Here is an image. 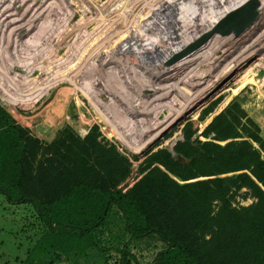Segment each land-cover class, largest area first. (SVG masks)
Here are the masks:
<instances>
[{
    "label": "trees",
    "instance_id": "1",
    "mask_svg": "<svg viewBox=\"0 0 264 264\" xmlns=\"http://www.w3.org/2000/svg\"><path fill=\"white\" fill-rule=\"evenodd\" d=\"M237 121L229 109L208 128L215 141L179 142L182 159L166 149L151 154L147 173L130 185L129 159L94 130L84 139L62 131L46 144L0 105V194L58 225L44 239L56 251L76 249L79 229L115 207L133 236L156 234L169 246L159 264H264V146L257 126V135H244ZM243 189L256 202L236 205Z\"/></svg>",
    "mask_w": 264,
    "mask_h": 264
},
{
    "label": "rangeland",
    "instance_id": "2",
    "mask_svg": "<svg viewBox=\"0 0 264 264\" xmlns=\"http://www.w3.org/2000/svg\"><path fill=\"white\" fill-rule=\"evenodd\" d=\"M165 1L68 0V4L65 7V20L61 19L58 25L51 27L48 31V44H44L41 48V53L39 50V55L44 53V58L35 62L36 67L50 69L54 75L62 76L61 80H57L51 84L44 91L40 99L32 105L12 104L7 100L9 98L5 93L3 95L0 93V105L16 118L17 122L27 129L31 136L38 138L46 144L54 142L59 132L62 131L67 134H73L76 138L84 139L94 130L98 138L109 144H113L123 156L129 159L132 173L128 183L132 185L144 173H147L149 156L164 150L165 147L180 135H184L194 145H198V142L215 141L212 136L206 135L208 128L217 116L229 109L238 118L237 125H235L236 128L238 127V132L244 135H257L255 128L257 126L260 130L259 136L261 138V144L264 146V87L256 78H254L252 83L244 86L238 83L237 79L240 80L242 78L243 69L241 72L235 73V75L227 79L222 85L223 89L204 105L187 113L175 125L163 131L153 142L143 149H140L138 146H135L137 147L135 149L130 148V145L128 146L124 143L123 138L119 136L117 130H113V127L109 126V123L105 120L99 108V94L101 92L99 93V83L97 82L101 78L110 80L114 87H116L111 88V93H114L116 97L115 93L119 92L121 88H119L120 84L122 85L123 83V87L126 86L129 91L132 89L127 86L130 85L127 82H130L124 78L126 74L136 69L145 70L144 68H147V66L153 67L154 64L158 63L159 56L152 58L150 54H147L146 59L142 58L144 46L137 40L135 30H139V25L143 26L147 19V21H156V25L160 26L161 16L155 14L149 15L147 12L152 11L155 8L153 5L156 3L157 5L160 4V6L164 4L165 7ZM6 2L7 0H1V13L4 11ZM140 4L142 7L134 10ZM129 17L134 18V21ZM123 27L124 29L122 30ZM132 27H134L133 30ZM174 27L176 30L169 29L166 33L160 29L161 31L159 30V32L157 30L151 32L145 31L143 34H146V36L149 35L153 39H159L158 42L161 43L162 41V45H166L168 42H174L173 40L179 42L176 40L178 27ZM114 28L116 29L114 30ZM111 29L114 31H110ZM126 29L129 30V33L126 32ZM171 30L173 33L170 32ZM246 30L245 28L244 31ZM130 31L133 32L131 33ZM200 33L201 31L198 32V34ZM241 33V31L234 33L232 30V38L229 37L230 41L227 39L229 43H225V40L216 52V54L221 52L224 54H221L222 57L218 62L213 63L212 60H208L205 61V65L204 63L200 64V71L203 70L202 73L207 78H211L212 75L210 74L214 70L215 73L216 71L222 73L224 69L228 71V65L231 59L238 58L239 56L242 57L245 51H248L250 54L254 51L250 47L255 48L257 46V49L261 48L264 51V44L253 43L255 42L253 39L257 38L258 34L256 36L254 35L253 39H250L253 35L251 34L246 44L243 43L242 39L241 42L235 43V35L238 37ZM139 34L142 35L141 33ZM203 34L204 32L199 36ZM114 36L118 37L115 38ZM106 38L108 39L106 40ZM116 40L120 42L118 41L119 43H117ZM185 42L183 41L182 44H186ZM107 43L110 44L108 45ZM134 48L140 51L132 50ZM142 50L143 53L141 54ZM229 52L230 54H228ZM257 56H259V53H257ZM12 61L14 60L12 59ZM164 61L161 60V63ZM220 67L222 70H220ZM3 68L6 69L5 63L0 58V73H3ZM118 68L120 69L119 74L117 71ZM209 70L210 74L207 75ZM179 74L178 76L166 74L158 79L154 75V72H151L149 77L144 75V77L146 76L144 82L146 85V79H149L148 83L153 86H158L162 89L160 92L165 93L167 89L170 90V87L175 86L177 77H181ZM172 77L173 79H171ZM206 77L205 79H207ZM189 87H187L188 90L191 89ZM204 87H207L206 84L196 88L201 89ZM196 88L191 91H197ZM188 90L186 92L190 93ZM235 90L237 92H234ZM23 91L27 94L30 92V88L24 89L23 87ZM86 91L93 92L94 97H89ZM118 94L122 93L119 92ZM175 94L169 92L167 95L172 99L173 97L176 98ZM128 95L129 93L121 95L123 101L120 98L115 99L117 100L116 103L120 106L118 108L130 111V104H127V101L130 100L127 98ZM147 95H144L145 97L141 96V98L143 97L146 101L148 100ZM158 95L153 94L151 98H155ZM185 95H180L178 98L184 101V98H186ZM106 96L107 93L103 98ZM105 101L109 103V100L105 99ZM46 109H54L56 112H53L59 116V122L55 124L54 128L46 132V135H42V132L39 133L33 124L27 126L24 120L25 117L32 116L38 111ZM133 116L134 114L130 117ZM129 128L134 129V127ZM132 134H136V131H132ZM243 139L248 140L250 138ZM227 142L218 143L224 145ZM253 144L260 148L257 142H253ZM261 150L264 155V148ZM173 155L176 158L182 159L175 152ZM186 161L184 159V162ZM155 166H158V164ZM240 173L242 172L230 173L222 177L238 175ZM203 179L200 178V180ZM245 192L247 190L243 189L234 195L233 202L236 205L249 206L256 202L255 198L251 197V195L245 196ZM53 229L60 230L57 224H52L49 219L42 216L31 203H10L4 194H0V264H159L160 255L169 248L156 234L142 238L133 236L129 231L128 220L115 207L112 208L105 220L96 227L79 229L76 239L80 243H77L78 247L72 251H56L45 243L44 239L46 235ZM66 230L67 232L71 231L68 228Z\"/></svg>",
    "mask_w": 264,
    "mask_h": 264
},
{
    "label": "bare ground",
    "instance_id": "3",
    "mask_svg": "<svg viewBox=\"0 0 264 264\" xmlns=\"http://www.w3.org/2000/svg\"><path fill=\"white\" fill-rule=\"evenodd\" d=\"M180 1L181 0H166L165 7H167L169 10L172 8L175 11V8L183 7L181 4L182 2ZM198 1L201 2L200 3L201 8H204L203 4L208 5L206 3L208 2L207 0H198ZM213 1L218 2L219 0H213ZM250 1L251 0H230V4L228 8H231L230 10L235 11L239 9L242 5H245ZM260 1H262V5H263L262 12H263L264 0H260ZM67 4H68V0H7L4 7V11L2 13L0 12V58L5 63V67H6V69L5 68L2 69L3 73H0V93L2 95L5 93L8 96L9 99L7 100L10 103L32 105L40 99L44 91L51 84H53L57 80H61L62 76L54 75L50 69H43L36 67L35 62L44 58L43 55L44 53L41 55L39 54L41 53L42 50L41 48L44 46V44H48L47 43V41L49 40L47 37L48 31L51 29V27L58 25L61 19L65 20L64 19L66 15L65 7ZM138 7H142V5L141 4L138 5L137 7L134 8V10ZM221 17L223 16H220L219 18L218 17L210 18L207 15L200 14L197 15V17H195L194 19H189L184 14L181 15L175 14L173 19L175 26L178 27V33L176 36L177 38L176 37L175 38L179 42L173 40L174 42H168L167 44L165 43L166 45H162L161 40H160L161 43L158 42L159 39L158 40L153 39L150 38L149 35L146 36V34L145 35L143 34L145 33V31L151 32L157 30L159 32L160 28L162 29L161 25L157 26L156 21L154 22H152V20L147 21L148 19L146 20L145 24L141 22L144 25L143 26L139 25L140 29L135 30V33H137V38H138L137 40L139 41V43L144 46L143 48L144 53L143 50L141 51V54L143 53L142 58L146 59L147 54H150L152 58L159 56V60L158 63L154 64L153 67L147 66V68H144L145 70L136 69L130 72L131 70L130 68L129 70L130 73L127 72L128 74H126L125 75L126 77L124 78L130 82V83L127 82V84L130 85L127 84L126 85L128 86V88L129 87L132 88L131 91H129V89H127L126 86L123 87V83L122 85L120 84V86L118 85L119 88L121 87L119 89V92H121L122 94L129 93L127 98H129L130 100L127 101V104H130L129 105L130 111L122 110L118 108L119 105L116 103L117 100L115 99L120 98L123 101L121 97L122 94H118L119 92L115 93L116 94L115 97L114 93H111L112 92L111 88H113L114 85L110 80H105L102 78L98 80L97 83H99V93L101 92V94H99L100 111L102 115L105 117V120L109 123V126L113 127V130H117L119 136L123 138L124 143L128 146L130 145V148L135 149L137 148L135 146H138L140 147V149H143L147 147V145L153 142L163 131L171 128L187 113H190L195 109H198L199 107L204 105L209 99H211L215 94L219 93V91L223 89L222 85L225 83L227 79L231 78V76L235 75V73L242 71L244 65L243 62L249 56L248 51H245L243 55L241 54L242 57L237 56L238 58L231 59L228 65L229 66L228 71H225L224 69L222 73L219 71H216L215 73V70L214 71L212 70L213 71L212 74H210V70L209 72L207 71L208 72L207 75L208 74L212 75L210 79L207 78L204 73H202L203 70L200 71L199 66L201 63L202 64L204 63L205 65V61L212 60L213 63H215L221 59L222 55H224L223 52L219 54H216V52L220 48V46L225 42V40L227 42V39H229V37L232 38L233 36L232 30L234 31V33H238L239 31H241L239 27H236L232 29L230 32L222 34V32L218 31V27L222 22V20L224 19ZM115 29L116 28H114V30ZM123 29L124 27L122 28V30ZM133 29L134 27H132V30ZM114 30L111 29L110 31H114ZM128 31L129 30H127L126 32ZM200 31L204 32V34L201 35L202 36L201 38L207 35L209 36L207 42L193 49V51L191 50V52H189L187 56L182 57L180 60H177L172 64V62H170V59H173L177 55L183 53V51H186L189 48H192L193 46L196 45L194 44L195 42H192L191 40L188 41V39H185V36L186 35L189 36L192 34L195 36ZM139 33H141L142 35H140ZM240 37L241 34L238 37H236L235 35L234 42L235 43L241 42L242 38ZM107 39L108 38H106V40ZM116 41L114 42L116 43ZM118 41L117 43L120 42ZM183 41L184 42L186 41L185 42L186 44H182ZM244 43L246 44L248 42H244ZM107 44L109 45L110 43ZM250 49L254 50L253 53L251 52L252 55H254V53L256 52L257 53L260 52L261 50V48L257 49V46L255 48L250 47ZM132 50L140 51L137 50L136 48ZM228 54H230V52ZM12 59L14 61H12ZM161 60H165V61L161 63ZM261 61L264 62V58ZM119 70L120 69L118 68L117 70L118 74L120 72ZM220 70H222L221 67ZM74 71L76 70L74 69ZM151 72H154V75L158 79L162 78L166 74L167 75L170 74V76L171 75L178 76V74L180 73L179 75L181 77L180 78L177 77V81H175L176 82L175 86L173 85V87H170V90L167 89L165 93L164 92L162 93L160 92V90H162L161 88H159L158 86H153L152 84L148 83L149 79H146V85H145L144 79L146 76L149 77V74H151ZM109 73L112 74L111 71ZM144 75L146 76L144 77ZM205 77L209 80L205 79ZM167 78L169 77L167 76ZM171 79H173V77ZM253 80L254 78L253 77L250 78L247 71L245 70L242 71V78L240 80L237 79L238 83L242 84V86L252 83ZM204 84H206L207 86L206 88L205 87L201 89L196 88ZM189 86L191 87V89ZM23 87L24 89L30 88V92L26 94L23 91ZM187 87H189L190 90H188ZM195 88L197 89V91L195 92L191 91L192 89L194 90ZM186 90H188V92L190 91V93H187ZM86 92L89 97L92 98L94 97V95L92 94L93 92L90 91L89 92L86 91ZM169 92H173V94L176 93L175 94L176 98L172 96L173 98L170 99L169 98L170 96L167 95ZM234 92H237V90H235ZM106 93L107 96L103 98L106 95ZM153 94H159V95L155 98H151ZM184 94H186L185 95L186 98H184V101L186 99L185 102L182 101L180 98H178L180 97V95L183 96ZM144 95L148 96V100L145 101L143 97L141 98V96ZM105 99L109 100V103H107ZM132 114H134V116L130 117ZM129 127H134V129ZM134 130L136 131V134H132V131L134 132Z\"/></svg>",
    "mask_w": 264,
    "mask_h": 264
},
{
    "label": "built area",
    "instance_id": "4",
    "mask_svg": "<svg viewBox=\"0 0 264 264\" xmlns=\"http://www.w3.org/2000/svg\"><path fill=\"white\" fill-rule=\"evenodd\" d=\"M207 1L208 2L206 3L208 5L203 4L204 8H201L200 7L201 2H199L198 0H181L180 2H182L181 4L183 7H177L175 8V11L172 8L168 10L167 7H164V4L160 6V4L157 5L156 3L153 5L155 8L152 11L150 12L146 11V12L149 15L155 14V15L161 16L160 18L161 27L165 33L168 32L169 29H175L174 27L175 23L173 22L174 20L173 17L175 16V14H178V15L184 14L189 19H194L195 17H197V15H200V14L207 15L210 18H217V17L219 18L220 16H223L221 18H225L226 16L234 12V10L232 11L230 10L231 8H228L230 4V0H219L218 2L213 1V0H207ZM258 1L260 5L258 7L257 17L246 27L247 29L246 31H243L245 28L242 30L243 32L241 31L242 33H241L240 38H242L243 43L248 41V38L251 36V34L253 35L251 36L250 39H253V36L254 35L256 36L258 34V37L253 39L257 43L253 41L251 42H253L254 44H264V11L262 12V9H263L262 1L260 0ZM170 32H172V30ZM200 34H202V32ZM200 34L196 35V37H194L193 34L189 36L186 35L185 39L191 40L192 42H195L194 44H196L200 40L199 38L202 37V36H199ZM226 43H229V42H226ZM252 53L248 54L249 58L247 57V59L244 60L243 71L244 70L247 71L249 77L256 78L257 81L261 82L262 86L264 87V75L262 78L258 77L260 71L264 72V62L261 61L264 58V51L260 50V52H258L259 56H257V52L254 53V55H252ZM171 60L172 59H170V62Z\"/></svg>",
    "mask_w": 264,
    "mask_h": 264
},
{
    "label": "water",
    "instance_id": "5",
    "mask_svg": "<svg viewBox=\"0 0 264 264\" xmlns=\"http://www.w3.org/2000/svg\"><path fill=\"white\" fill-rule=\"evenodd\" d=\"M260 3L258 0H251L250 2L246 3L244 6L241 8L237 9L236 11L232 12L228 16H226L222 22L220 23L218 27V31L222 32V34L230 32L232 29L239 27L241 31L246 28L258 15V7ZM209 36H204L201 38L195 46L192 48H189L186 51H183V53L177 55L174 57L171 62L174 63L177 60H180L182 57H185L193 51V49L201 46L205 42H207ZM264 75L263 71L259 72V78H262ZM185 141V136L180 135L176 139H174L167 147L164 149H167L169 152L174 153L175 152V147L179 142Z\"/></svg>",
    "mask_w": 264,
    "mask_h": 264
},
{
    "label": "crops",
    "instance_id": "6",
    "mask_svg": "<svg viewBox=\"0 0 264 264\" xmlns=\"http://www.w3.org/2000/svg\"><path fill=\"white\" fill-rule=\"evenodd\" d=\"M53 111L56 112L54 109L52 110L46 109L43 111H38L36 114H33L32 116L25 117L24 123H26L27 126L33 124L39 133L42 132L41 133L42 135H46V132L54 128L55 124L59 122L58 114L54 113Z\"/></svg>",
    "mask_w": 264,
    "mask_h": 264
}]
</instances>
